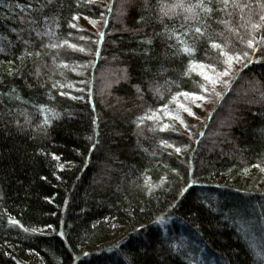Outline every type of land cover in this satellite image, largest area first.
I'll return each mask as SVG.
<instances>
[{
	"label": "trees",
	"instance_id": "1",
	"mask_svg": "<svg viewBox=\"0 0 264 264\" xmlns=\"http://www.w3.org/2000/svg\"><path fill=\"white\" fill-rule=\"evenodd\" d=\"M200 2L0 0V264H264V0Z\"/></svg>",
	"mask_w": 264,
	"mask_h": 264
},
{
	"label": "snow or ice",
	"instance_id": "2",
	"mask_svg": "<svg viewBox=\"0 0 264 264\" xmlns=\"http://www.w3.org/2000/svg\"><path fill=\"white\" fill-rule=\"evenodd\" d=\"M211 3V0H209V4ZM223 3L225 4V6L227 5L228 3V0H223ZM173 7H184L183 4H177V5H173ZM193 7H197V8H201L204 12L208 13V14H211L213 9L212 7L210 6H206L204 3H203V0H201L200 3H198L197 5H194ZM23 10V9H22ZM187 11L191 12L192 11V8H188ZM167 13H165L166 15ZM262 20H264V16L261 17ZM254 27H259V25H254ZM197 34H200V35H203V33L201 32V29L199 27L195 28L194 30ZM179 39V38H178ZM150 43V41H149ZM181 44H183V48H182V51L189 55V56H193L194 55V52H195V49L188 46L187 44H185L183 41H180ZM213 48H220L221 46L219 44H216V43H213L211 45ZM248 46L249 47H253L252 45V41H249L248 42ZM72 47H75L74 45ZM2 50V49H0ZM80 51H84L83 49H80ZM222 55H226V63L228 64V68H225L223 69L221 72L219 73H216L215 76H210L206 71H205V68H212V71L215 73L216 72V69L211 66V65H203V64H200V65H196L194 61H190V65H189V68L190 70H195V68H199L201 71L198 73L199 75H201L203 77V79L205 81H208L209 83L213 84L214 86L220 82V77H223V76H227L229 75V69L231 68V65L233 63V61H239L241 59V56L240 55H236V56H231V55H227L226 53H221ZM37 55H39V53H37ZM248 55L247 52H244L243 53V56L246 57ZM203 91H207L208 89L205 87V85L201 84L199 86ZM180 95H182L183 97H185V99H188L189 97H191L192 100L196 101V100H205L206 97H204L203 95H198L196 94L195 92H182L180 93ZM173 99L175 100V97H173ZM180 108H182L184 111L188 112L189 115H195L190 108L186 107L185 105L183 104H180L179 105ZM163 111H167V108L165 106V109H163ZM178 119V117H175ZM45 123H47V119L45 120ZM169 127L168 125H165L164 128H167ZM163 130V129H161ZM177 152L180 151L179 148L176 149ZM13 224H16L18 223L17 221L15 220H12L11 221ZM25 231H27V229H25Z\"/></svg>",
	"mask_w": 264,
	"mask_h": 264
},
{
	"label": "rangeland",
	"instance_id": "3",
	"mask_svg": "<svg viewBox=\"0 0 264 264\" xmlns=\"http://www.w3.org/2000/svg\"><path fill=\"white\" fill-rule=\"evenodd\" d=\"M196 111L199 112V113H201V108H200V107H197V108H196ZM250 228H251V226L248 225L247 230L249 231ZM248 231H247V232H248ZM249 233H250V231H249ZM252 237H253V236L251 235V237L249 238V244H251V242H252V240H253V241H255V244H257V246H258V244H259V247H258L259 250H260V251H263V249H264V242H261V243H260V241H259V242L257 241V242H258V243H257L256 240H255L254 238H252Z\"/></svg>",
	"mask_w": 264,
	"mask_h": 264
}]
</instances>
